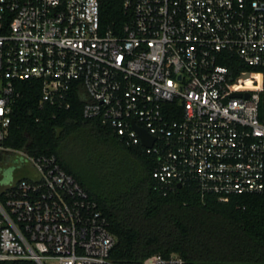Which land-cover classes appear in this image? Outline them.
I'll list each match as a JSON object with an SVG mask.
<instances>
[{
    "label": "built area",
    "instance_id": "obj_1",
    "mask_svg": "<svg viewBox=\"0 0 264 264\" xmlns=\"http://www.w3.org/2000/svg\"><path fill=\"white\" fill-rule=\"evenodd\" d=\"M0 0V160L24 171L0 187V261L111 264L117 238L97 202L54 155L6 146L18 82L142 145L156 181L228 203L264 190V0ZM238 65L247 70L235 75ZM144 264H187L179 255Z\"/></svg>",
    "mask_w": 264,
    "mask_h": 264
},
{
    "label": "trees",
    "instance_id": "obj_2",
    "mask_svg": "<svg viewBox=\"0 0 264 264\" xmlns=\"http://www.w3.org/2000/svg\"><path fill=\"white\" fill-rule=\"evenodd\" d=\"M123 2L102 0L103 24L128 20ZM245 70L238 65L235 75ZM17 89L6 146L56 156L89 193L117 238L111 264H144L172 254L187 264H264V190L224 203L194 186H163L154 177L155 156L86 119L80 98L71 99L68 108L41 103L38 81L18 82Z\"/></svg>",
    "mask_w": 264,
    "mask_h": 264
},
{
    "label": "rangeland",
    "instance_id": "obj_3",
    "mask_svg": "<svg viewBox=\"0 0 264 264\" xmlns=\"http://www.w3.org/2000/svg\"><path fill=\"white\" fill-rule=\"evenodd\" d=\"M15 164H8L4 159L0 160V187L10 185L19 173L22 174L24 171V158L19 155L14 156Z\"/></svg>",
    "mask_w": 264,
    "mask_h": 264
},
{
    "label": "water",
    "instance_id": "obj_4",
    "mask_svg": "<svg viewBox=\"0 0 264 264\" xmlns=\"http://www.w3.org/2000/svg\"><path fill=\"white\" fill-rule=\"evenodd\" d=\"M136 131L139 133L141 138L142 146L145 148H152L155 138L148 134L145 130L135 127ZM181 187V185L179 186Z\"/></svg>",
    "mask_w": 264,
    "mask_h": 264
},
{
    "label": "flooded vegetation",
    "instance_id": "obj_5",
    "mask_svg": "<svg viewBox=\"0 0 264 264\" xmlns=\"http://www.w3.org/2000/svg\"><path fill=\"white\" fill-rule=\"evenodd\" d=\"M18 177H21V175H18Z\"/></svg>",
    "mask_w": 264,
    "mask_h": 264
}]
</instances>
